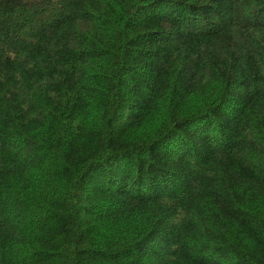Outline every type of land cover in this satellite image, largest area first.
Here are the masks:
<instances>
[{
    "label": "trees",
    "instance_id": "trees-1",
    "mask_svg": "<svg viewBox=\"0 0 264 264\" xmlns=\"http://www.w3.org/2000/svg\"><path fill=\"white\" fill-rule=\"evenodd\" d=\"M0 264H264V0H0Z\"/></svg>",
    "mask_w": 264,
    "mask_h": 264
}]
</instances>
